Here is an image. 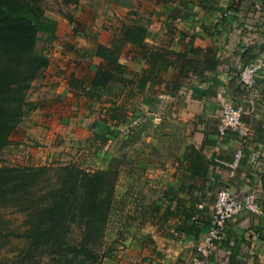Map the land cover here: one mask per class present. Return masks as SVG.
<instances>
[{
	"label": "crops",
	"instance_id": "0c3cea01",
	"mask_svg": "<svg viewBox=\"0 0 264 264\" xmlns=\"http://www.w3.org/2000/svg\"><path fill=\"white\" fill-rule=\"evenodd\" d=\"M123 5L124 10L128 8L131 13L122 18L120 25L111 31L109 29L110 35L116 34L122 23L139 19L147 24L146 42L149 44L174 51L185 47L210 48L216 65L203 72L210 80L201 83L206 94L200 99H193L190 90H181L177 93L179 96L162 94L161 86L155 87L156 92H151L153 89L148 87L141 92L146 93L148 90L147 94L153 100L167 98L161 108L154 103L157 110L165 112L166 118L159 119V114L152 128L156 135H145L144 141L147 146L150 145V149L141 151V155L137 154L135 161H131L135 163L133 167L121 169L122 175H126L122 198L126 201L129 213L137 208L136 216L134 221L129 218L125 221L126 215H123V224L117 228L122 229V244L111 258H105L100 264H192L196 259H202L203 264H264V214L246 213L231 220L225 228L224 237L207 257H201L196 250L208 228L219 188L227 186L238 197L255 189L260 199L264 200V78L258 84L260 102L251 113L245 115L250 129L248 138L240 139L231 133L219 135L217 117L225 97H230L233 102H241L246 96L238 79L240 67L256 59L264 61V0H127ZM143 18L146 20L142 21ZM78 25L73 31L76 34ZM98 34L97 31L91 35L89 46H86V42L74 47L64 46L63 42V48L60 46L55 55L58 58L56 63L51 59V53L48 55V66L38 79L33 80L27 92V99L34 102L35 108L25 119L29 125L24 134L26 138L31 135L30 131L43 136L44 133L39 130L41 125L48 126L55 115L59 123L71 124L70 116L62 117L58 109L65 107V102L69 106L71 100L75 101L79 111L94 109L95 104L110 106L104 100L90 102L75 94L68 85L70 73L87 77L101 64V59L94 55V46L96 43L106 46L110 43L109 40H102ZM82 53L90 56L88 63L82 62ZM124 56V62L133 70L132 73L139 74L146 66L139 57L133 59L130 54ZM59 61L69 66V69L58 68L57 64H61ZM51 63H55V66ZM46 70H53L56 76L62 77L56 79L64 87L61 93L58 90L51 95L35 93L46 82H51V79L42 81ZM94 117L93 114L92 120ZM80 122L82 120L78 124ZM167 124L189 129V134H184L182 130L180 158L173 165L163 166L162 160L170 157L168 150L161 149L160 136ZM101 125L96 122V128ZM148 127H152L151 122H148ZM111 135H105L107 150L114 138ZM173 135L171 132L169 139ZM239 148L243 156L232 169L224 162L229 163ZM109 152L106 151L107 157L110 156ZM186 154H194L195 158H199L196 166L189 163ZM125 155L124 159L127 157ZM49 156L52 157L53 152ZM40 157L44 164L53 162L51 157L48 161L42 155ZM136 170L147 177L145 182L138 180ZM135 189L137 193L132 194L131 191ZM126 214L129 216L128 211ZM189 214L192 216L186 219ZM192 221L204 226V230L198 234L185 231ZM134 224L137 233L131 234L129 228ZM115 232L111 235L114 240L119 237Z\"/></svg>",
	"mask_w": 264,
	"mask_h": 264
},
{
	"label": "trees",
	"instance_id": "16d2710c",
	"mask_svg": "<svg viewBox=\"0 0 264 264\" xmlns=\"http://www.w3.org/2000/svg\"><path fill=\"white\" fill-rule=\"evenodd\" d=\"M46 1L0 0V158L11 136L20 131L19 124L35 108L27 92L49 64L47 52L36 49L43 35L47 41L55 38L57 22L45 14ZM146 35L147 24L139 19L122 23L108 46L95 44L93 52L101 64L93 74H69L68 85L75 94L90 102L104 97V102L115 105L103 106L101 122L117 126L119 120L124 121L127 105L146 87L156 92L155 87L161 86L160 92L170 96L190 90L193 99L206 94L200 85L210 80L204 70L216 65L212 49L174 51L149 44ZM129 54L145 62L141 73H132L124 62V55ZM125 84L133 85L135 93L132 87L122 90ZM116 96H121L117 104L113 102ZM228 133L238 137L231 130ZM94 137L100 146L106 144L105 135ZM185 157L192 165L198 163L194 154ZM115 171L110 176L108 166L90 171L75 163H0V264H99L106 254L105 231L112 205L121 199L115 192ZM121 201L122 214L131 220L137 208L129 213L125 199ZM203 230L194 221L185 228L194 234ZM8 244L11 249H5Z\"/></svg>",
	"mask_w": 264,
	"mask_h": 264
},
{
	"label": "rangeland",
	"instance_id": "374dc122",
	"mask_svg": "<svg viewBox=\"0 0 264 264\" xmlns=\"http://www.w3.org/2000/svg\"><path fill=\"white\" fill-rule=\"evenodd\" d=\"M123 3H127V0H74L71 3H64L62 0H47L44 3L45 14L57 21V31L55 38L52 41L45 40V35H43L37 42L36 49L42 52L45 51L48 55L51 53L50 57L56 63L58 58L55 55H57L60 50V46L63 48V42L64 46L67 45L74 47L79 44L82 45L83 42H86V46H89L91 35L98 31V35H101L102 40H109L110 43L112 36L110 35V31L121 24V20H123L122 18H126L125 15L131 13L127 7V11L124 10L125 6ZM143 19L144 20L142 21L146 20V18ZM77 25L79 26L77 30L78 34L73 32ZM83 36H88V38H83ZM55 50L57 51L54 54ZM81 57L82 59L84 58L82 62L88 63L87 61L90 56L82 53ZM123 60H125V58H123ZM55 63H51V65L55 66ZM57 66L61 70L65 68L67 71L69 69V66H66L63 62L57 64ZM47 70L42 81L46 82L51 79V82H46V84L36 90L35 93L40 95H51L53 94V91L57 92V90L61 93V90L64 87L58 84L59 82L56 79L62 77L59 75L56 76V73L52 72L53 70L51 72H48ZM131 87L135 93V87L130 84H125L122 90H124V88L125 90H130ZM147 93L148 90L146 93H141L143 96H141V94L136 96V98L126 107L127 118H125L124 121L119 120L117 122L118 125H113V127L109 123L100 121L101 117L104 116L102 110L104 107L95 104L94 109L79 111L76 109L75 101L73 100L70 101L72 104L69 106L65 102V107H58L62 117L70 116L69 120H72L71 124L67 122L59 123L55 115L52 118L53 121L50 122L48 126L45 127L41 125L39 130L44 133L43 136H38V134L30 131L31 135L26 138L24 134L27 133L29 125L23 120L19 124L20 131L11 136V143L1 153L0 163L8 165H43L44 163H42V158L40 156L42 155L45 158V161H48L49 157H51L49 156L50 153L53 152L51 158L52 161L57 164L75 163L81 168L90 171L105 169L108 166L110 176L116 172L115 169L117 170L115 192L116 196L122 199V185L126 181V175H122V167H133V164H135L133 162L135 161L137 154L141 155L139 154L141 151L144 152L146 149H150V145L147 146L144 141L145 135H156L152 128L154 123L158 121V118L160 117L159 114H161L162 117L159 119L166 118L163 114L165 112L163 111L162 113V109L157 110L154 103H157V107L159 105V108H161L166 104L167 98L159 97L158 99L153 100V98L148 95L149 93ZM230 99V97H225L222 102L229 101ZM102 100H105V98L103 97ZM113 100V102L117 104L121 100V96H116ZM258 102H260V100ZM105 103H109L110 106H115L110 101H106ZM145 103L146 105H144ZM82 105L79 107H82ZM93 114L95 117L92 120ZM79 120H82L80 124H78ZM96 122L101 123L102 125L96 128ZM148 122L152 123L151 128L148 127ZM163 123L166 124V122ZM159 124H161V122ZM162 129V136H160L162 137L161 149H163V151L168 150L167 152L170 154V157L164 158L162 162L163 166L165 164L170 166L173 165L182 154L181 139L183 129L180 127L175 128L174 125L170 127L168 124ZM171 132H173L174 135L169 139ZM183 132L184 134H189V129L183 130ZM94 134H99L100 136L112 134L114 136L112 142L108 144V150L106 149V144L100 146V140L95 138ZM154 139L157 140V138ZM173 140L175 141L173 142ZM106 151L113 152H109L112 157H107ZM127 151L128 153H126ZM125 153L127 157L123 162L122 158H124ZM136 174L139 175V181L145 182V178H147L146 176L141 174V172L139 173L137 170ZM149 174L153 176L151 172ZM150 175H148V178H150ZM131 193L136 194L137 189L134 191L132 190ZM121 199H115L112 205L113 214L110 216L106 224L107 228L105 231L106 254L101 262L105 258H111L114 253L119 250V246L122 244V242H120L121 237L123 238L122 229H117L123 224ZM134 219L135 218H132L131 220L134 221ZM125 221H127V216L125 217ZM136 228L137 226L134 224L132 228H129V233L136 234ZM115 231H117L119 237L114 240L111 235L112 233H116ZM7 248L11 249L9 244L5 247V249Z\"/></svg>",
	"mask_w": 264,
	"mask_h": 264
},
{
	"label": "built area",
	"instance_id": "2783aa9c",
	"mask_svg": "<svg viewBox=\"0 0 264 264\" xmlns=\"http://www.w3.org/2000/svg\"><path fill=\"white\" fill-rule=\"evenodd\" d=\"M264 76V61H255L242 66L238 72V79L246 93L241 102L223 101L218 110V134L224 135L227 131L235 132L240 139L250 135V129L243 120V115L251 113L258 102V80ZM243 156L239 148L234 153L232 160L225 165L235 168ZM264 214V203L260 194L255 189L248 190L244 196L238 197L229 187L222 186L216 193L209 225L202 239L196 246L201 257L210 255L225 234L227 224L242 214ZM192 264H203L202 259H196Z\"/></svg>",
	"mask_w": 264,
	"mask_h": 264
}]
</instances>
